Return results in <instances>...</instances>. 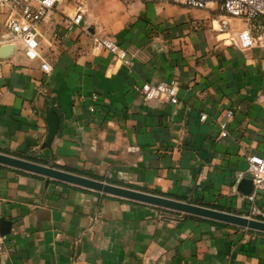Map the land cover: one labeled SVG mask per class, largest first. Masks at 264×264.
Listing matches in <instances>:
<instances>
[{
	"label": "crops",
	"instance_id": "0c3cea01",
	"mask_svg": "<svg viewBox=\"0 0 264 264\" xmlns=\"http://www.w3.org/2000/svg\"><path fill=\"white\" fill-rule=\"evenodd\" d=\"M110 5L119 12L94 5L76 26L74 0H59L40 26V58L21 47L0 57V153L264 221L237 190L252 179L247 157L264 156V48L241 46L245 20L216 3ZM19 12L0 6V34ZM95 36L117 41L126 60L94 50ZM172 79L178 105L144 98L145 85ZM49 111L61 119L51 147ZM254 204L264 213V193ZM1 218L13 226L0 264H264L263 232L4 165Z\"/></svg>",
	"mask_w": 264,
	"mask_h": 264
},
{
	"label": "built area",
	"instance_id": "2783aa9c",
	"mask_svg": "<svg viewBox=\"0 0 264 264\" xmlns=\"http://www.w3.org/2000/svg\"><path fill=\"white\" fill-rule=\"evenodd\" d=\"M59 0H0V6L11 5L13 10H20L19 14L11 15L6 24V31L0 34V46L11 45L21 47L26 56L31 59L40 58L39 37L40 26L55 10ZM173 3H184L192 7L207 8L209 4L216 3L229 16L240 17L245 20L246 28L239 33L238 39L245 49L264 48V0H149ZM75 15L71 19L73 25L80 26L87 13V0H74ZM93 49L104 50L113 56L116 62H124L127 52L121 48L117 41L109 38L95 36ZM43 69L47 74L52 71L48 63H43ZM180 85L176 79L161 80L155 84L145 85L141 92L148 101L157 100L173 105L180 103ZM93 99L98 100L94 95ZM90 110L94 112L95 106ZM234 115L233 110L226 112L227 119ZM207 116H201L205 121ZM221 136H228L227 123L221 125ZM248 172L253 180L254 189L246 198L252 204L251 214L264 216L263 211L254 202L259 194L264 193V156L251 154L247 157ZM6 236L1 233L0 224V255L3 254V246Z\"/></svg>",
	"mask_w": 264,
	"mask_h": 264
},
{
	"label": "water",
	"instance_id": "95a60500",
	"mask_svg": "<svg viewBox=\"0 0 264 264\" xmlns=\"http://www.w3.org/2000/svg\"><path fill=\"white\" fill-rule=\"evenodd\" d=\"M14 49L15 47L11 45L2 46L0 48V57L9 56ZM46 120L49 129L46 146L51 147L60 128L61 119L55 111H49ZM0 165L13 167L31 174L71 184L83 189L100 192L102 194L264 233L263 220L252 219L218 209L192 204L190 202L122 187L3 153H0ZM253 189L254 185L252 179L243 178L237 185V190L245 196L252 194ZM0 224L2 235L7 236L10 234L13 226L12 221L1 218Z\"/></svg>",
	"mask_w": 264,
	"mask_h": 264
},
{
	"label": "rangeland",
	"instance_id": "374dc122",
	"mask_svg": "<svg viewBox=\"0 0 264 264\" xmlns=\"http://www.w3.org/2000/svg\"><path fill=\"white\" fill-rule=\"evenodd\" d=\"M69 1H72V0H69ZM111 2L112 0H88V14H89V11L93 9L92 6L95 5V8H97V10L101 12V14H107V16L110 17L113 13L119 12L118 7L114 5H110ZM112 6H114L115 8L110 9V7Z\"/></svg>",
	"mask_w": 264,
	"mask_h": 264
},
{
	"label": "trees",
	"instance_id": "16d2710c",
	"mask_svg": "<svg viewBox=\"0 0 264 264\" xmlns=\"http://www.w3.org/2000/svg\"><path fill=\"white\" fill-rule=\"evenodd\" d=\"M35 160V159H34ZM91 178H94L96 179L93 175H89ZM154 194H157V195H162L160 192H154ZM170 212V211H169ZM177 214H180V213H177ZM204 220H207V219H204ZM211 223H214V224H217V225H220V226H225L226 224L225 223H221V222H216V221H212V220H207Z\"/></svg>",
	"mask_w": 264,
	"mask_h": 264
}]
</instances>
